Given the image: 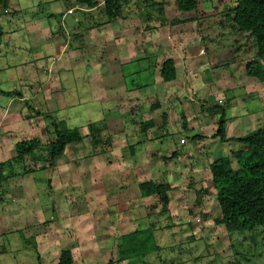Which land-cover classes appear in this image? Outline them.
I'll return each instance as SVG.
<instances>
[{"label":"rangeland","instance_id":"1","mask_svg":"<svg viewBox=\"0 0 264 264\" xmlns=\"http://www.w3.org/2000/svg\"><path fill=\"white\" fill-rule=\"evenodd\" d=\"M134 1L138 4V7L131 3L134 8L129 10L131 5L129 7L124 5L121 8L120 15L112 20H117L113 25L114 28L111 26L103 36V40L98 42L97 51L103 61L109 60L112 53L109 50L116 38V41L120 39L119 46L121 49L131 52L136 51L139 58L144 56L142 53V48H144V51L146 50L145 55L150 56V64L154 68L170 57L162 53L165 42H169V40L172 44L170 48L172 47L174 51L197 49L199 51L197 58L206 64L203 63L198 67L199 74L197 71L196 78L204 77L201 73L211 69V74L219 75V79L216 80L223 81V79H227L226 83H230L229 87L224 86L221 91V95L224 93L225 101H220L218 105H220L219 109L223 110L222 112L219 110V112L225 114L226 121L234 118L237 121V123L231 125L234 126L233 131L237 134L231 135L245 136L259 128H264V83L258 82L261 87L258 85V92L260 93H258L257 101V95L249 91L257 87L255 81H246L244 80L245 77L242 76L245 75L243 70H245L246 61L252 55L255 57V41L252 37L253 50L252 40L244 37L245 35L237 34L232 28L233 24L229 20V13L227 12L229 6L231 7L236 0H200L196 11L186 12L185 14L178 13L175 0H153L157 3L161 1L167 3L163 7L162 14L156 8H153L150 12L151 16L149 18L152 21L147 23L150 26L155 25L158 18L165 17L164 19L167 21L164 26L166 29L162 27L163 30L157 31L158 34L154 36L152 31L151 36L147 33L146 35L143 34L146 32L143 30L141 22V16H144L143 8H141L142 10L139 9L140 1H138L139 3L137 0ZM10 2H13V0ZM50 2L51 0H24L27 7L23 8L24 10L20 13V19L22 21L31 19L37 17L36 14L47 16L52 10L53 15L56 16V21L52 18L53 28L56 25L62 29V25H65L68 19V17H65L66 6H62L55 1ZM233 7L234 5L231 8ZM68 8L70 6H67ZM94 12L97 16L96 21L105 25L104 22L107 19L105 12L100 9ZM75 13L81 15L84 19V14ZM64 14L65 16L62 17ZM89 16L96 19L93 14ZM70 17V20L76 18V16ZM43 19L45 20V17L40 20ZM123 40L127 41L128 44H125L127 46L123 45ZM180 59L178 61L181 64L184 61ZM181 65L188 69L186 64ZM141 66V64H134L125 68V70L128 69L125 77L128 79L133 78L132 82L135 78L140 83L155 81L154 70L153 74L151 72L146 74V71L144 74L142 71L141 76L138 74ZM180 73L184 74L183 72ZM20 76H23L22 72ZM182 76L185 80L186 76L181 75V78H183ZM71 77L61 80L60 89L56 85L59 95L70 99V101L64 100L66 103L70 102L69 107L66 111H63L64 109L60 111L58 115L51 113L52 119L47 121L49 122V133L40 135L34 142L39 148L37 153L43 154L42 148L55 137V126L60 130L80 129L81 136H84L83 141L75 146H67L65 155L61 158L64 164L62 169L66 170L68 175L64 176L62 173L61 175L51 176L53 179L50 180L51 182L48 185L55 183L54 188L59 186L61 193L64 188L69 190V194L71 189L79 190L73 194V197H77L74 198L76 204H80L78 203L79 199L82 202L84 196L87 195L88 201L92 200L91 202H94L96 206L91 211L100 221H104L102 224L104 230L98 228L100 230L99 234H101L100 238L96 239V236L89 235L86 229L94 225L89 219L91 224H88V226L85 222L80 223L77 228V231H80L78 234L72 236H69V233L66 236L61 233L55 234L58 242H55V245L49 244L52 247L46 251L47 256H49V263H55L59 259L60 252H58V249H68L67 247L72 249L75 264H102L112 261L117 259V246L124 233L128 231L135 232L139 228H152L159 247V250L151 255L156 263L264 264V228L256 227L252 230L228 232L216 223V219L220 216V210L212 189L210 162L233 151H238L236 149L244 150L245 146L236 145L237 143L221 144L217 140L206 142V140H202L204 138L202 136L209 134L188 133L187 131L193 132L191 128L200 125V123L198 124L196 119L191 120L192 115L187 105H184L183 109L189 114L187 115L188 124L185 122L183 129L188 128L190 130L179 132L181 125L183 127L184 119L179 120V116H177L173 117L170 123L168 121L164 123L161 119H157L155 123L158 130L154 134H147L149 139L146 140V136L141 137L142 134H128L129 136L125 139L120 134H109L102 124V120L106 117V109L100 105L99 100L93 102L87 99L90 97L88 84L85 88L86 86L80 83L81 90H74L75 86L72 79L75 76ZM183 81L179 80L178 85L174 86L180 93L185 91L184 88L179 90ZM98 85L96 83L93 88L97 91L95 94L101 95L103 89ZM80 92H82V97L78 96ZM187 93L185 98L188 100L187 104L195 102L192 99L194 98L192 92L188 91ZM157 94L156 91L151 92L149 104L152 105L154 102L159 101V95L154 97ZM184 103L182 102V104ZM183 109L181 108L180 111L183 112ZM193 109L199 114L198 108ZM251 111L256 112L248 116ZM220 116L218 115L216 119L218 120ZM93 123L98 124L103 139L110 137L113 142L115 141L112 152L100 156L90 155L91 142L86 136L89 133V125ZM169 124H171V131L178 133L165 134V127ZM136 129H139V126L136 125ZM207 130L208 127L204 131ZM131 132L132 129L127 133ZM136 132L138 133V131ZM195 136H201V138L198 139ZM135 137L137 139H134ZM116 140H119V142H116ZM154 140V144L148 145L149 149L140 148L136 150L134 148V146H142L145 141L151 142ZM174 152L177 153L175 159L169 161L162 159V156H170ZM29 159L30 156L27 158L30 163ZM77 161L82 162L81 167L74 169L72 165ZM231 162L232 167L236 169V162L233 159H231ZM53 164L58 167L60 165L59 159H55ZM45 165L47 166L48 163ZM12 171H15L14 167L9 170V173H12ZM147 181L170 185V213L161 212V206L155 199L140 197L139 185ZM42 186L43 183H39L40 189ZM40 194H42L40 202L42 197L45 201L46 194L41 191ZM66 204L68 205L63 206L60 213L56 209H54V212L50 211L52 207L50 203L40 204L39 218L45 222L42 224L43 228L47 225L48 220H51L47 217L51 212L54 213L56 219L51 220L48 226L50 224V226L54 224L59 226L60 219L65 216L66 220L72 219L70 218L73 216V213L70 212L73 205L72 199ZM77 216H81V213ZM126 223H134V229L126 227ZM41 232L44 235L45 230ZM95 232L97 234V230ZM94 239L103 240L101 243L102 250L96 248L97 245H94ZM10 242L19 243V241ZM42 242L44 243V240ZM101 246L99 245V247ZM48 258L45 257L43 264L47 263ZM125 264L146 263L140 259L137 262L135 260Z\"/></svg>","mask_w":264,"mask_h":264},{"label":"crops","instance_id":"2","mask_svg":"<svg viewBox=\"0 0 264 264\" xmlns=\"http://www.w3.org/2000/svg\"><path fill=\"white\" fill-rule=\"evenodd\" d=\"M4 1L6 7L0 4V8H3L2 10L0 9V91L5 93L17 92L20 94V97L0 94V264H43L45 257H49L46 253L47 249L52 247L49 244L55 245V242H58L55 234L61 233L64 236L67 233H69V236L78 234L80 231H77V228L81 222H85L86 226L91 223L94 224L87 227L86 231H88L89 235L96 236V239L101 237L99 229L102 228L104 230L102 227L104 221H100L91 211L94 209L95 204L91 202L92 200L88 201L87 195L84 196L85 198H83L82 202L79 199L78 203L80 204H76L74 198L77 197H73V194L79 190L71 189L69 194V190L63 186L64 189L61 193L59 186L54 188L55 183L48 185L51 181H49L48 173H46L48 171L46 163L34 162L31 159H29V163L27 161L28 156L22 161L15 159V145L17 143L34 141L40 135L49 133L50 128L47 121L52 119L51 113L58 115L60 111L63 109V111H66L69 107L70 102L66 103L64 100L70 101V99L59 95V90L56 88V85H58L60 89V83L63 78L75 76L72 80L75 86L74 90L78 91L81 90L80 83L86 86L85 88H87L88 84L90 97L87 99L93 102L99 100L100 105L106 109V117L102 122H104L106 131L109 134H120L124 136V139L129 136L128 134H142L141 137L146 136L145 140L149 139L147 134H154L158 130L155 123L157 119H161L164 123L167 121L170 123L173 117L179 116V120L184 119L183 127L181 125L179 132L190 130L188 128L183 129L185 122L188 124L187 115H189L183 109L184 105H187V108L191 112V120L196 119L197 123H200V125L191 128L193 132H187L191 134H213L216 129V118L221 113L218 109L209 110V107L211 105H218L220 101H225L223 97L224 93L221 95V91L224 86L229 87L230 83H226L227 79H223V81L216 80L219 79V75L211 74V69L201 73L204 77L196 78L197 71L199 74L198 67L205 63L197 58L199 51L197 49L174 51L172 47L170 48V45L172 46L170 40L169 42H165L162 53L169 55L170 57L167 59L174 61L176 79L172 82H163L160 78V65L162 62L158 67H152L150 56L148 54L145 55L146 50L144 51V48H142L144 56L139 58L136 51L131 52L121 49L119 46L120 39L116 41L117 38L109 50L112 52L109 60L103 61L100 58V53L97 51L98 42L103 40L105 33H107L111 26L113 27L117 20H111L105 25L99 24L96 21L97 16L94 12L97 8L82 10L71 4L67 5L61 0H51L50 3L55 1L62 6H66V16L64 14L62 17L65 16L68 19L61 29L56 25L53 28L52 18L55 19L56 16L53 15L52 10H50L47 16L36 14L38 15L37 17L22 21L20 13L27 7L24 0ZM67 6H70V8L67 9ZM75 12L84 14V19ZM178 13L180 14V12ZM92 14L96 19L89 16ZM70 16H76V18L70 20ZM42 17H45V20H40ZM190 20L192 21V19ZM161 30L163 28L153 30V36L158 34L157 31ZM146 33L151 36V31L144 32L143 34L146 35ZM122 42H124V46H127L125 45L128 44L126 43L127 41L123 40ZM117 49L120 50L118 51ZM179 58L184 61L181 64H186L188 69L179 63ZM134 64L142 65L139 68V75L142 71L143 74L145 71L146 74L150 72L153 74L154 70L155 81L140 83L137 82V78L134 79V82H132L133 78H126L125 74L128 72V69L125 70V68ZM21 72L23 76H20ZM243 74H245L242 75L245 77L244 80L255 81L254 83L257 87L249 91L257 95L256 99L258 101V93H260L258 92V82L262 84L264 82L258 81L257 78L249 77L246 75L245 70H243ZM181 75H185L186 79L184 80L183 76L181 78ZM179 80H184L179 89L184 88V94L177 91L174 87L178 85L177 82ZM96 83L103 89V91L101 90L103 94H95L97 91L94 90L93 86ZM170 89L173 91H170ZM154 91L158 93L154 97H158L159 95V101L151 105L149 104V97L151 92ZM188 91L192 92L194 97L192 99L195 100L191 104H187L188 100L185 99ZM78 96L82 97V92ZM182 96L183 98H181ZM182 102L185 103L182 104ZM181 108L183 112L180 111ZM193 108H198L199 114ZM36 112H41V116H37ZM253 112L256 111L249 112L248 116ZM147 123L149 126L147 125L146 130L142 131L141 124ZM234 123H237L235 118L226 122V134L228 137H239L238 135H231L237 134L233 131L234 126H231ZM136 125L139 126V129L135 130ZM170 127L171 124L165 127V134L178 133L171 131ZM207 127L208 130L204 131ZM131 129L132 132L127 133ZM205 136L208 135H203L202 137ZM134 139H137V137ZM202 140H206V142L214 141L207 138H203ZM114 142L112 141V150L115 145ZM116 142H119V140H116ZM154 143L155 140L151 142L145 141L142 146H134V148L136 150L140 148L149 149L148 145ZM234 143L228 142L225 144ZM236 145L239 144L237 143ZM64 155L56 158L59 159L60 165L57 167L53 164L54 173L52 176L61 175L62 173L64 176L68 175V172L62 169V165L64 164L61 158ZM81 163V161H77L72 166L74 169H78L81 167ZM13 167L15 169L14 174L9 173V170ZM40 167L45 169H40ZM51 179L53 178L51 177ZM39 183H43L41 189ZM40 191L46 194L47 202L46 200L44 201L43 197L40 202V196H42ZM70 199L73 201V205L70 208L71 214L73 213V216L70 217L72 219L66 220V216L62 217L63 219L59 218L61 221L59 226L55 224L50 226V224L49 227V222L51 223V220L56 219L54 218V209L60 213L62 207L68 205L66 203ZM94 201L96 202V200ZM49 203L52 206L50 211L53 212L47 216L51 220H48L44 229L42 224L45 222L39 218V208L40 204ZM79 213H81V216H77ZM89 219H91V223ZM98 220L100 221L99 223ZM76 222L78 223L76 224ZM125 225L130 229H134L135 224L126 223ZM41 229L45 230L44 235L41 234V231H43ZM143 229L145 228H139L138 230ZM95 230H97V234ZM83 233L85 232L83 231ZM128 233H131V231L124 233V235ZM64 238L66 239V237ZM96 239L93 241L94 245H97V249L102 250L101 243L103 240ZM42 240H44V243ZM10 241H19V243H11ZM67 248L70 251L72 250L70 249L71 247ZM60 251L61 249H58V252ZM152 254L141 258V261L146 264H160V262L156 263L153 261ZM138 260L140 259H136V262ZM131 261L134 262L135 260L132 259L119 263L117 259H113L102 264H125ZM48 263L49 258L46 264ZM51 263L57 264L58 260L55 263ZM73 264H75L74 256Z\"/></svg>","mask_w":264,"mask_h":264},{"label":"trees","instance_id":"3","mask_svg":"<svg viewBox=\"0 0 264 264\" xmlns=\"http://www.w3.org/2000/svg\"><path fill=\"white\" fill-rule=\"evenodd\" d=\"M65 4H71L82 10L100 9L104 11L107 19L104 24L114 20L120 15L121 8L129 7L134 0H61ZM140 1V3L138 2ZM103 2V4H102ZM140 10L143 8L144 16H141L144 31L158 30L165 26V17L158 18L155 25L150 26L152 21L151 10L156 8L163 13L165 2H155L153 0H137ZM164 2V3H163ZM200 0H175L176 9L186 13L196 11ZM0 4L6 5L4 0ZM234 5L233 8H231ZM228 8L229 20L232 21L233 29L239 35H245L247 39L255 41V57L249 58L245 64V73L249 77L257 78L264 82V0H236ZM6 7V6H5ZM102 7V8H101ZM134 7L131 5L129 10ZM217 12V11H216ZM253 37V39H252ZM254 50V42H253ZM160 78L163 82H172L176 79L175 64L172 59L163 61L160 65ZM12 97H20L17 92L3 93ZM220 106L211 105L209 110H220ZM223 110H220L222 112ZM41 116V112L35 113ZM216 123L213 134L204 138L218 140L225 144L235 142L245 146L244 150L233 151L224 157L218 158L209 165L211 184L215 199L220 210V216L216 223L224 227L228 232L264 228V128L236 138L228 137L226 134L225 114L221 113ZM164 120V118H163ZM105 129L104 122H102ZM149 124H141V130L145 131ZM55 126V124H54ZM89 133L86 136L91 142V156H100L111 152L112 140L110 137L103 139L98 124H91L88 127ZM54 139L42 149L43 154L37 153L39 148L34 141H23L15 145L17 160H24L26 156L34 162L48 163L49 181L54 173L53 162L56 158L64 155L66 147L78 145L84 139L78 129L60 130L55 126ZM200 139L201 136H195ZM177 153L170 156H162L164 161L175 159ZM231 159L236 162L237 168L232 167ZM1 168V165H0ZM40 169H45L40 167ZM15 171H12L14 174ZM8 177V176H7ZM169 184H158L154 181L143 182L139 185L140 197L144 199H155L161 206V212L170 213V193ZM159 250L152 228L138 230L121 236L117 246V261L119 263L127 260L144 258ZM57 264H73V255L69 249L60 251Z\"/></svg>","mask_w":264,"mask_h":264}]
</instances>
